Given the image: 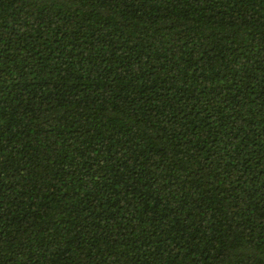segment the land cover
Masks as SVG:
<instances>
[{
	"label": "trees",
	"instance_id": "16d2710c",
	"mask_svg": "<svg viewBox=\"0 0 264 264\" xmlns=\"http://www.w3.org/2000/svg\"><path fill=\"white\" fill-rule=\"evenodd\" d=\"M0 264H264V0H0Z\"/></svg>",
	"mask_w": 264,
	"mask_h": 264
}]
</instances>
